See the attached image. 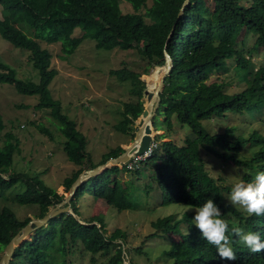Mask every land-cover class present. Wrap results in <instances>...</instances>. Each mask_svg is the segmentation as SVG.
Masks as SVG:
<instances>
[{
	"label": "trees",
	"instance_id": "obj_1",
	"mask_svg": "<svg viewBox=\"0 0 264 264\" xmlns=\"http://www.w3.org/2000/svg\"><path fill=\"white\" fill-rule=\"evenodd\" d=\"M126 1L132 11L122 10L123 0H0L1 34L13 46L29 50L33 66L39 72L37 82L21 79L9 64L0 60V83L13 85L21 94L37 96L35 108H48L59 123L65 137L64 151L74 164L84 167L75 177L65 180L68 188L86 169L115 158L124 150L117 146L99 163L92 162L85 149V135L50 94L49 84L57 71L52 66V54L38 40L60 41L62 56L71 55L86 38L95 41L97 50L135 49L154 70L163 62L166 50L173 64L164 78L159 108L152 119L153 131L161 129L156 120L159 113L164 116L167 129H172L174 117L194 137L177 144L173 140L162 141L165 134L154 136L153 140L160 142V146L158 143L141 167L154 171L163 190L160 204L181 203L198 209L211 198L229 229L236 226L246 232H257L264 240V216L249 215L224 203V195H229L232 189L225 184V177L214 178L209 174L201 156L203 148L222 163L242 169L239 178L245 183L252 182L258 172H264V134L255 129L249 133L237 132L236 126L212 134L202 126V120L226 118L228 113L246 112L254 116L264 113V65L256 68L252 61L255 54L264 53V0H189L181 15L178 14L185 0ZM76 29L80 35H73ZM247 35L254 37V41L246 50ZM230 66L241 86L234 93L226 91L225 82L210 80L214 72L225 74ZM109 74L130 83V100L123 103L122 119L115 128L134 139L133 126L144 109L142 97L146 83L139 72L127 66L111 69ZM4 128L0 114V132ZM40 130L47 131L43 127ZM17 147L14 134L4 132L0 137V191L23 181L25 190L16 195L15 202L36 206V217H42L64 195L44 184L38 174L24 178L20 173H9ZM244 151L249 155L243 156ZM134 171L138 172L139 168ZM118 172L119 167L113 166L82 183L70 200L73 213L79 217L78 203L84 194L93 201L103 199L118 211L131 208L121 181L113 177ZM191 214L185 213L182 219L188 221ZM28 220L21 221L9 207L0 210V254L10 237ZM178 224L172 215L157 219L152 223L157 231L149 235L158 236L161 231L180 238L164 252L172 258V264H264V251L253 253L234 236L237 259L221 260L215 246L207 243L195 225L188 224V230L182 231ZM27 238L32 240L24 241L14 250L9 264H68L67 257L77 243L91 255V262L99 254L104 256L100 264H125L126 234L118 228L107 233L105 223L96 216L84 219L61 213ZM136 251L141 252V248Z\"/></svg>",
	"mask_w": 264,
	"mask_h": 264
},
{
	"label": "rangeland",
	"instance_id": "obj_2",
	"mask_svg": "<svg viewBox=\"0 0 264 264\" xmlns=\"http://www.w3.org/2000/svg\"><path fill=\"white\" fill-rule=\"evenodd\" d=\"M121 8L124 12L132 11L131 5L126 0L121 3ZM73 35H80V32L76 29ZM38 41L41 47L48 49L52 54V66L57 71L49 84L50 94L60 102L62 112L73 120L78 130L85 135L87 139L85 149L90 154L92 162L99 163L117 146H121L124 150L133 138L129 134L119 132L115 125L122 119L123 103L130 100L128 92L130 83L119 81L117 77L109 74V71L122 66L136 70L141 74L140 77L145 81L148 89L150 86L148 77L154 69L141 59L135 49L97 50L95 41L90 38L84 39L75 51L67 56H62L60 41L53 43ZM253 41L254 37L246 36V50ZM0 60L9 64L18 78L33 82L39 80V72L31 61V52L13 46L4 39L1 32ZM252 61L256 68L264 65V53L258 52L252 57ZM235 78L230 66V70L225 74L214 72L210 80L217 79V81L225 82L226 91L234 93L241 90ZM142 101L145 107L148 102L146 96L142 97ZM36 103L37 96L21 94L13 85L0 83V114L5 124L0 137L4 132L11 131L18 141L9 173H20L24 178L38 174L44 184L65 196L68 189L65 180L75 177V174L84 167L77 166L68 158L63 149L65 137L59 123L52 117L48 108L36 109ZM260 113L258 111V114ZM172 119V129H167L163 122L164 116L157 113L156 120L162 126L158 131H153V138L156 134H165L162 141L173 140L177 144H183L184 139L194 137L187 126L181 127L174 117ZM202 126L212 134L223 132L228 126H236L237 132L241 130L249 133L255 129L264 134V113L256 116L246 112L228 113L226 118L202 120ZM40 127L46 128L48 132L41 131ZM133 127L135 131L138 129V119ZM158 143L160 146V142ZM241 154L249 155L247 151ZM201 156L209 174L214 178L225 177V184L231 189L236 183L243 182L239 178L242 169L222 163L203 148H201ZM118 167L119 172L113 177L121 181L120 186L132 207L118 211L114 206L105 203L103 199L93 201L90 195L84 194L78 203L79 217L88 219L96 216L105 223L107 233L118 228L126 234L125 264L129 261L134 264H172V258L164 255V252L169 246L176 244L180 238L161 231H158V236L149 237L157 231L152 223L172 215L173 221H179V228L187 231L188 224L195 225L194 216L197 208L181 203L161 205L163 190L158 186L153 170L141 166L138 172L126 170L123 163ZM24 190L25 183L19 181L8 190L0 191V210L9 207L21 221L36 217V206H26L15 202L16 195ZM230 194L224 195V203L232 205ZM232 206L248 214L239 205ZM185 213H192L188 221L182 219ZM35 231L36 229L34 234ZM32 238L25 241H30ZM117 242L120 243L121 240ZM137 248H141V252H137ZM94 257L96 261L91 262V255L84 251L80 243H77L67 257V262L68 264H100L104 260V256L99 254Z\"/></svg>",
	"mask_w": 264,
	"mask_h": 264
},
{
	"label": "clouds",
	"instance_id": "obj_3",
	"mask_svg": "<svg viewBox=\"0 0 264 264\" xmlns=\"http://www.w3.org/2000/svg\"><path fill=\"white\" fill-rule=\"evenodd\" d=\"M230 203L239 205L249 215L264 216V172H258L252 182L236 183L230 194ZM221 216L218 205L211 198L195 210L194 216L195 226L207 243L215 246L221 260L237 259L233 250V236L253 253L264 251V240L259 233L246 232L236 226L229 229V224Z\"/></svg>",
	"mask_w": 264,
	"mask_h": 264
},
{
	"label": "water",
	"instance_id": "obj_4",
	"mask_svg": "<svg viewBox=\"0 0 264 264\" xmlns=\"http://www.w3.org/2000/svg\"><path fill=\"white\" fill-rule=\"evenodd\" d=\"M189 0H185L178 15H181L184 7L187 5ZM172 33V30L170 31L167 41ZM166 41V43H167ZM166 48V47H165ZM164 54V60L161 63V65L156 67V70L154 73H152L149 76L148 84L152 83L154 77L158 79V74H160L159 80H157L156 85H150L149 88L144 90V94L146 96V100L148 101L145 105L140 118L138 119V129L135 132V137L133 141L124 148V151L118 155L115 158H110L106 160L104 163L96 165L93 167L94 169H97L95 173L92 174V176L87 177L81 181L78 182L80 178L76 176L74 181L71 183V185L67 189V194L64 196L61 202L57 203L54 207L50 208V210L42 217H33L29 219L25 224L21 225L19 229L10 237L9 241L6 243L5 247L3 248L1 254H0V264H9L13 252L16 248H18L25 240L29 238H24L26 235L25 230L28 228H33V230L45 226L48 221L51 218H54L61 213H69L74 215V217L77 218V215H75L71 209L70 206V200L73 197L74 193L78 189V187L84 183L85 181H88L89 179L95 177L98 174L103 173L107 169H110L113 166H117L118 164L113 163V161L121 158L122 156H127L129 153H137L141 154L145 149L148 148L150 141L153 138V127H152V119L154 116V112L158 109V104L160 102V92L163 89L164 85V78L165 76L170 72L173 60L168 54L166 50L163 52ZM163 72V74H161ZM160 72V73H159ZM143 119L147 121L144 128L142 129V123ZM128 159V158H127ZM86 169V171H93L94 169Z\"/></svg>",
	"mask_w": 264,
	"mask_h": 264
},
{
	"label": "built area",
	"instance_id": "obj_5",
	"mask_svg": "<svg viewBox=\"0 0 264 264\" xmlns=\"http://www.w3.org/2000/svg\"><path fill=\"white\" fill-rule=\"evenodd\" d=\"M157 147L158 143L152 138L148 148L145 149L141 154L133 153L125 162H123L124 168L131 171L139 168L141 166V162L150 157Z\"/></svg>",
	"mask_w": 264,
	"mask_h": 264
},
{
	"label": "bare ground",
	"instance_id": "obj_6",
	"mask_svg": "<svg viewBox=\"0 0 264 264\" xmlns=\"http://www.w3.org/2000/svg\"><path fill=\"white\" fill-rule=\"evenodd\" d=\"M154 71H155V70H154ZM163 72H164V71H162L161 74H163ZM153 73H154V72H153ZM159 73H160V72H159ZM159 77H160V74H158V79H156V78L154 77L152 83H149V84H150V85H151V84L156 85L157 82H158L157 80H159ZM146 123H147V121L143 119L142 129L144 128V126H145ZM131 155H132V153H129V152H128V154H127L126 157H125V156H122L121 158H119V159L113 161V163H116V164H118V165H121V164H122L123 162H125V161L127 160V158H129ZM96 171H97V169H94L93 171H86V172H84V173L79 177L80 179L78 180V182L81 181V180H83V179H85V178H87V177L92 176V174L95 173ZM25 232H26V235H25L24 238L29 237V236L34 232V230H33V228H28V229L25 230Z\"/></svg>",
	"mask_w": 264,
	"mask_h": 264
},
{
	"label": "crops",
	"instance_id": "obj_7",
	"mask_svg": "<svg viewBox=\"0 0 264 264\" xmlns=\"http://www.w3.org/2000/svg\"><path fill=\"white\" fill-rule=\"evenodd\" d=\"M63 184H64V182H63ZM63 184H62V185H63Z\"/></svg>",
	"mask_w": 264,
	"mask_h": 264
}]
</instances>
